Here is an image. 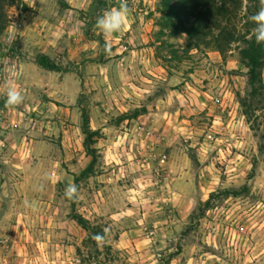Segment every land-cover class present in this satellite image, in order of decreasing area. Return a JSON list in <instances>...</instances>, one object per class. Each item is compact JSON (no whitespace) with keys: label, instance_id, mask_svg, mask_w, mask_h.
<instances>
[{"label":"rangeland","instance_id":"rangeland-1","mask_svg":"<svg viewBox=\"0 0 264 264\" xmlns=\"http://www.w3.org/2000/svg\"><path fill=\"white\" fill-rule=\"evenodd\" d=\"M95 1L75 16L96 31L114 0ZM158 7L125 52L104 46L97 66L60 51L63 72L35 83L7 69L20 45L0 36V264H264V156L246 114L241 44L210 36L192 48ZM28 8L39 12L25 0L9 8L8 27ZM6 84L24 95L19 106L5 105ZM258 113L264 126V105Z\"/></svg>","mask_w":264,"mask_h":264},{"label":"trees","instance_id":"trees-1","mask_svg":"<svg viewBox=\"0 0 264 264\" xmlns=\"http://www.w3.org/2000/svg\"><path fill=\"white\" fill-rule=\"evenodd\" d=\"M19 3H23V0H0V36L10 24L9 8ZM93 3L97 1L94 0ZM260 7V0H159L158 10L169 18L175 28L186 33L192 48H200L209 43L210 36L219 43L235 40L240 42L241 58L249 69L251 79L249 101L244 102L247 107L246 114L259 138L260 153L264 156V126L258 113L264 105V83L258 81V70L264 59V43H256L253 35L255 24L250 19ZM101 41L105 46V40L101 38ZM37 60L48 69L58 71L64 69L63 65L55 62L47 54L39 53ZM151 97L153 98V95ZM147 111L146 105L137 106L123 112L122 117L138 118ZM82 127L86 133L85 146L88 152L95 156L97 150L91 146V139L97 130L91 126L87 108H83ZM227 192L234 195L242 193L240 189Z\"/></svg>","mask_w":264,"mask_h":264},{"label":"crops","instance_id":"crops-1","mask_svg":"<svg viewBox=\"0 0 264 264\" xmlns=\"http://www.w3.org/2000/svg\"><path fill=\"white\" fill-rule=\"evenodd\" d=\"M25 1L31 9H38L39 12L36 15H31L28 8L17 20L21 26L18 27L15 21L6 30V35H11L14 40L17 39V43L20 45V47L16 46L17 57L11 63H7V69L20 70V73L24 75V83L39 82L40 76L45 72L56 71L48 69L38 62L37 55L39 53L49 55L61 65L66 62L60 63V51H67L68 57L74 61L78 60L80 63L84 61L83 65L94 63L97 66L103 65L105 63L104 59L102 60L104 46L101 38L105 40V45L106 43L110 44L112 52H125L131 46L134 37L137 36L134 25L139 19L145 18L157 3V0H127L131 10L128 26L122 32L106 37L99 30L82 28L78 23L85 24L86 22L76 19L75 16L78 10L88 11L94 0H64L72 6L67 9L63 5V1L59 0H35L34 7L31 6L33 0ZM52 1L54 2V11L50 12ZM119 3L120 0H114L113 4L103 9V13L119 7ZM63 57L65 58V56ZM121 59L126 58L121 57ZM25 78L28 81H24Z\"/></svg>","mask_w":264,"mask_h":264},{"label":"clouds","instance_id":"clouds-1","mask_svg":"<svg viewBox=\"0 0 264 264\" xmlns=\"http://www.w3.org/2000/svg\"><path fill=\"white\" fill-rule=\"evenodd\" d=\"M260 4L261 7L259 10L250 17L251 21H253L255 24L253 35L255 37L256 43L258 44L264 43V0H260ZM31 6H35V0H33V4ZM130 12L131 10L128 7L127 0H120L119 7L112 8L97 18L96 28L106 37L120 33L128 26ZM105 54L111 55V46L108 43L105 45ZM5 87V105L7 107L19 106L24 100V95L22 94L21 90L12 84H6ZM43 188L44 185H40L38 190L43 191ZM64 195L69 200L75 201L79 198L78 186L75 183L70 182L65 188ZM25 203L34 211L37 209V205L34 203L28 204L27 201ZM93 239L99 243L103 240V237L100 234H96Z\"/></svg>","mask_w":264,"mask_h":264}]
</instances>
